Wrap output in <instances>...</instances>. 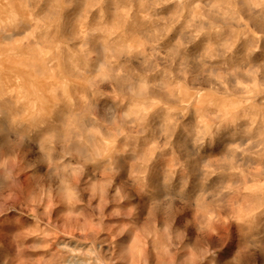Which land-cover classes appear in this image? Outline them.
I'll list each match as a JSON object with an SVG mask.
<instances>
[{
	"label": "clouds",
	"instance_id": "obj_1",
	"mask_svg": "<svg viewBox=\"0 0 264 264\" xmlns=\"http://www.w3.org/2000/svg\"><path fill=\"white\" fill-rule=\"evenodd\" d=\"M0 264H264V0H0Z\"/></svg>",
	"mask_w": 264,
	"mask_h": 264
}]
</instances>
